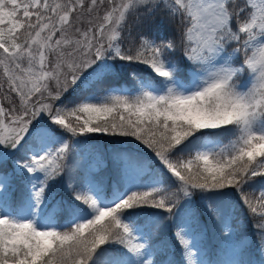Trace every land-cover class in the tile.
<instances>
[{"label": "snow or ice", "instance_id": "snow-or-ice-1", "mask_svg": "<svg viewBox=\"0 0 264 264\" xmlns=\"http://www.w3.org/2000/svg\"><path fill=\"white\" fill-rule=\"evenodd\" d=\"M0 168V264H264V0H0Z\"/></svg>", "mask_w": 264, "mask_h": 264}, {"label": "rangeland", "instance_id": "rangeland-1", "mask_svg": "<svg viewBox=\"0 0 264 264\" xmlns=\"http://www.w3.org/2000/svg\"><path fill=\"white\" fill-rule=\"evenodd\" d=\"M132 83H133L132 81H126V80L124 82L120 81V85L125 88L132 87ZM227 139L228 138H225V143H227ZM76 152L77 154L75 155L71 163L75 165L77 174H84V173H90L92 175H108L109 174L110 166H109V169L100 171L99 165L97 164V160L93 156L90 155L89 151L87 150L81 151L80 148L77 147ZM4 170L5 169L0 168V171H4ZM7 170L9 171L11 170V164L8 165ZM63 179L64 181H67L68 178L67 176H65ZM59 197H66V193L61 191L59 193L58 198ZM181 203H183V201ZM243 215H244V208L243 206H241L237 212V216H243ZM61 222H63L62 218H61ZM234 225H235V222H234ZM249 225H250V222L248 224V227ZM237 230L243 231L242 227H238ZM247 233L248 235L251 236V233L248 231V229H247ZM171 236H172V228L171 226H169L166 232L157 233V235L154 237V242L163 245L164 243L168 242L167 240H170L173 243L174 240H172ZM223 256L224 254L222 255V257ZM253 262L254 264H259L258 260H254Z\"/></svg>", "mask_w": 264, "mask_h": 264}, {"label": "trees", "instance_id": "trees-1", "mask_svg": "<svg viewBox=\"0 0 264 264\" xmlns=\"http://www.w3.org/2000/svg\"><path fill=\"white\" fill-rule=\"evenodd\" d=\"M125 80H121V82H124ZM248 229V231L251 233V235H252V232H253V230H252V227H251V223H250V225H249V227L247 228ZM211 231H214V230H210V232ZM171 238H172V236H171ZM167 241H170V240H167ZM217 242L215 241V240H210L209 241V244H210V250H211V245H215ZM179 248L177 247L176 248V253H177V255H178V257H179ZM215 251L219 254V252H220V249L219 248H217V249H215ZM251 254H252V258L253 259H257V260H260L261 259V254L256 250V245H255V237H253V242H252V249H251Z\"/></svg>", "mask_w": 264, "mask_h": 264}]
</instances>
